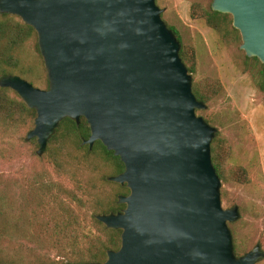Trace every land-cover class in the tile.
<instances>
[{"label": "water", "instance_id": "1", "mask_svg": "<svg viewBox=\"0 0 264 264\" xmlns=\"http://www.w3.org/2000/svg\"><path fill=\"white\" fill-rule=\"evenodd\" d=\"M229 14L240 48L264 65V0H212ZM155 0H0L37 34L48 87L17 74L0 78L36 111L26 139L45 152L59 122L84 117L89 149L100 140L124 164L108 180L126 184L125 207L96 214L120 229L117 250L84 264H256L259 244L237 256L228 226L238 206L223 208L211 159L216 128L196 110L180 42Z\"/></svg>", "mask_w": 264, "mask_h": 264}, {"label": "trees", "instance_id": "2", "mask_svg": "<svg viewBox=\"0 0 264 264\" xmlns=\"http://www.w3.org/2000/svg\"><path fill=\"white\" fill-rule=\"evenodd\" d=\"M190 18L203 20L205 26L212 29L224 44L240 40L239 31L232 26L229 14L192 3ZM167 26L180 42L179 55L193 75L196 71L194 47L183 43L179 32ZM37 39L35 30L18 16L0 13V78L17 74L41 88L48 87V80L41 75V69L35 63H26L28 41H32L37 57L42 58ZM243 64L246 69L249 67L255 87L264 92V65L258 58L246 55ZM220 89L218 80L213 78L192 80L193 94L205 104ZM196 112L202 113L204 110ZM35 116L36 111L29 108L15 91L0 86V134L12 137L18 128L28 132L34 126ZM205 120L209 122L207 118ZM89 135L90 126L84 117H80L78 122L66 117L59 122L42 155L50 158L58 174L80 188L54 190L33 180L26 188L31 197L27 201L21 196H7L13 191L11 188H0V264L103 262L108 250L119 248L121 230L106 227L95 216L116 213L125 207V204L118 202V195L129 193L126 184L108 180L109 176L123 172L124 164L100 140L95 141L89 149L87 144H83ZM26 142L38 148L36 138ZM227 157L225 140L216 133L211 142V159L219 178L223 181H246L247 173L243 167L225 172L224 161ZM97 180L100 185L114 184L116 188H99ZM33 200L39 204L30 203ZM234 251L237 256L243 254V248L236 240Z\"/></svg>", "mask_w": 264, "mask_h": 264}, {"label": "rangeland", "instance_id": "3", "mask_svg": "<svg viewBox=\"0 0 264 264\" xmlns=\"http://www.w3.org/2000/svg\"><path fill=\"white\" fill-rule=\"evenodd\" d=\"M155 1L163 8L161 16L165 23L179 32L183 43L194 47L196 71L194 76L191 75L192 80L209 77L220 84L219 93L206 104L204 112L196 114L204 120L207 118L209 122L205 121L214 126L218 136L225 140L228 148L225 172L243 167L247 173L244 182L220 179L222 207L238 206L240 212L239 219L228 224L233 244L236 240L242 246L243 254L256 244L264 251V92L255 87L249 67L246 69L243 64L245 53L240 48L241 36L239 41L224 44L212 29L205 26L203 20L190 18L192 3L207 8L212 0ZM25 54L26 63H35L41 69V75L47 79L43 59L33 52L32 41H28ZM26 134L27 130L23 128H18L12 137L0 134V188L13 190L7 196H21L27 201L31 197L26 188L33 180L54 190L80 188L58 174L50 158L42 157L44 153L38 155V148L26 142ZM98 183L97 180L99 188H116L114 184ZM30 203L39 204L36 200ZM256 264H264V258Z\"/></svg>", "mask_w": 264, "mask_h": 264}]
</instances>
